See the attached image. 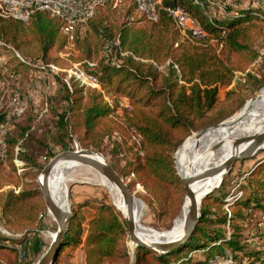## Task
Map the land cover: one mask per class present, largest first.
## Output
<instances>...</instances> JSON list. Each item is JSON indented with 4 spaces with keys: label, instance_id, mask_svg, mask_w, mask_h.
Segmentation results:
<instances>
[{
    "label": "trees",
    "instance_id": "1",
    "mask_svg": "<svg viewBox=\"0 0 264 264\" xmlns=\"http://www.w3.org/2000/svg\"><path fill=\"white\" fill-rule=\"evenodd\" d=\"M254 1L259 2L162 0L155 23L143 18L122 23L112 16V3L107 2L89 20L86 35L76 38L72 53L67 49L62 22L48 12L35 13L28 23L0 17V58L7 57L3 52L11 54L7 61L0 60V74H19L23 67L35 68L34 63L44 66L53 61L61 65L62 61L52 57V52L67 51L69 58L77 52L80 61H91L102 52V58L92 62L94 67L83 64L100 89L82 86L75 78L61 85L60 99L66 107L54 123L58 134L56 145L64 150L76 139L86 148L102 151L105 142L113 140L111 159H117L113 167L118 171L121 163L124 177L134 175L132 185L139 184L147 191L143 195L145 203L155 207L159 217H166L169 206L172 211L177 208L180 211L185 196L184 184L176 170V151L187 137L200 130L206 119L215 117L212 123H217L230 116L213 115L222 102V89L233 84L243 89L246 84L242 80L259 82L248 72L259 58L257 43L264 38V7L253 5ZM177 8L198 20L208 36L183 37L167 12ZM115 41L120 45L115 46ZM122 52L127 55L122 56ZM17 54L31 60L33 65L20 60ZM238 73L243 76L240 80ZM236 92L227 91L225 102L232 101ZM122 99L128 104L121 106ZM30 129L20 124L10 129L6 137V161L0 162V179L4 167L17 171L13 163L17 146L24 149L18 155L24 162L23 176L31 180L36 176L28 165L29 162L36 166L29 157L34 139ZM225 182L224 179L204 199L198 226L178 250L157 257L145 248H137L135 264H211L220 257L234 264L242 261L241 255L252 264L264 263V255L246 251L241 229L236 225L238 220L249 221L256 211L264 213V163L257 164L245 179L246 186L242 189H254L249 193L241 190V194L231 196V201L225 194L215 197L223 192ZM5 186L11 183L0 184L5 228L24 235L34 232L47 217L40 192L32 181L6 191ZM72 211L63 247L54 264H60L65 250L69 249L66 253L69 255L80 247L85 252V264H121L129 258L128 228L113 205L103 202L93 207L89 216L82 207H73ZM176 216L173 214L170 220ZM214 225L228 227L230 237L226 231L210 229ZM19 245L17 239L0 233V262L19 264ZM41 249L40 236L34 237V260L43 254ZM30 255L26 250L25 259H30Z\"/></svg>",
    "mask_w": 264,
    "mask_h": 264
},
{
    "label": "rangeland",
    "instance_id": "2",
    "mask_svg": "<svg viewBox=\"0 0 264 264\" xmlns=\"http://www.w3.org/2000/svg\"><path fill=\"white\" fill-rule=\"evenodd\" d=\"M244 4L251 3L250 0H242ZM260 4L264 7V0H259V2L254 1L253 5ZM7 5L6 3H1V6L4 7ZM132 5L130 3H122L119 7L116 9H112V16L115 17V19L119 20L120 22H127V21H136L140 20L142 17H140L134 7H131ZM219 6V12L223 11V8ZM257 51L259 53L258 60L249 67V73L255 76L259 82L253 84V83H246V81L242 80V84H246V87L243 89H237L236 84L232 85L231 87L227 89H222L220 92L221 97V104L218 108V110L213 114L217 115V117H221L223 114H229L230 116L217 122L212 123L215 117L206 119L202 124L199 131L193 133V134H199L203 130H207L210 128H213L217 126L219 123H223L227 121L228 119L232 118L233 116L237 115L239 112L242 111V109L245 107V105L254 99L259 91L260 88L264 87V38L261 39L257 43ZM72 53V51H69ZM69 52H52V57H59L60 61H62L61 65H55L53 61H51L48 65L55 66L58 69H60V72L52 73L50 69L41 70L39 69L41 67L40 63H34L35 68H22L19 72V74H12V72H3L0 74V80L2 78H7L9 80L10 86L8 88H14L18 89L24 99V102L27 106V112L21 120L13 121L11 130L14 126H17L20 124V126L23 127H31L29 130L31 132L32 137L34 138L32 140V143L30 144V155L29 157L34 160V163L36 166H32L29 162L28 165H30V169H33L35 173L34 179H29L23 176L22 172H19L18 170L14 172V170H11L10 168L4 167L2 169V179H0V184H7L11 183V186H5L3 190H8L10 188H14L16 185H23V183H27L29 181H32L34 184V188L37 189L40 192L38 181L40 180L41 173L44 169V167L58 154L62 153L66 150H86V151H93L95 153H99L103 155L105 158V161L112 163L116 160L111 159V154L113 153V140L112 141H106L102 151H97L91 148H86L82 146L76 139L69 144V147L67 149H62L60 146L57 147L56 145V138H57V132L54 128L55 120H57V117L59 114H61L63 111H65V103L60 99L62 95L61 85L62 83L69 82L71 78H73V74L71 71L75 70V67L78 65V63H81L79 68L83 70L86 74H89L84 67L83 64H85L87 61L78 60V54L77 52L71 56L72 58H69ZM4 55L0 58L1 61H7V59L11 58L7 52H3ZM102 52L97 53L95 55L94 59L89 62H95L97 63L101 56ZM17 57L21 60H26L31 62V65H33L32 61L29 59H26L25 57L17 54ZM77 60L78 62H76ZM94 63V64H95ZM43 66V65H42ZM90 67V66H88ZM4 75V76H3ZM13 75V76H12ZM57 75V76H54ZM244 75V74H243ZM56 77V78H55ZM238 80H240V77H243L242 74L238 73ZM41 78V79H40ZM6 90V87H3L0 85V102L1 98L3 97V93ZM236 90L237 94L236 97L230 101L229 103L225 102V94L227 91ZM122 104L121 106H125L128 104L127 100L122 99L120 101ZM8 106V101L5 99L0 103V124L5 121L4 119V111L5 108ZM121 113V111L119 112ZM3 115V116H2ZM34 119V120H33ZM33 120V121H32ZM191 136V135H190ZM189 136V137H190ZM188 138V137H187ZM187 138L184 140V142L187 140ZM183 142V143H184ZM183 145V144H182ZM181 145V146H182ZM180 148V147H179ZM24 150V149H23ZM177 152V151H176ZM52 153L54 156L52 157ZM176 154V153H175ZM174 154V159H175ZM263 161V162H262ZM264 163V152L260 153L256 157L247 160V161H240L236 162L230 173L225 175V185L223 188V192L219 193L218 195H215V197L219 198L222 195H227V199L229 200L231 196H235V194H241L242 191H246L249 193L250 191H253L254 189L246 188L242 189V187L245 185V179L249 176L251 171L257 166L259 163ZM27 163H25L26 165ZM33 164V162H32ZM123 165V164H122ZM176 165V164H175ZM32 166V167H31ZM118 167V172L123 176L122 174V167L121 163ZM22 173V174H20ZM64 177V176H63ZM6 178V179H5ZM126 178V177H125ZM20 179V180H19ZM66 180V187L68 190V200L70 204V208L73 210V207L79 208L82 207V209L85 211V214L89 216L91 214V210L93 207L101 205L103 202H108L111 205H113L110 195L108 191L101 186L94 178V176L91 173V170L87 166H80L78 168H75L71 171H69L65 178ZM135 179L134 175H132L129 178H126V181L129 183V186H131V191L133 194H135V197L140 199L144 204V212L142 216L141 223L143 227L150 231L149 235L153 238L157 237L155 233H158V239L166 240L167 234H169L172 230V227L174 226L176 220L181 219L184 212V201L186 200V195L183 196V204L181 205L180 211L178 212V208L175 210H171L170 206L167 208L168 216H161L159 217V211L155 207H149L145 201L143 200V195H147V191L142 187L141 185H132L133 180ZM19 189H15V192H19ZM42 197V195H41ZM212 199L214 196H212ZM43 199V197H42ZM231 201V200H229ZM264 206V203L262 204ZM114 206V205H113ZM262 206V207H263ZM225 209L227 207L225 206ZM183 211V212H182ZM177 215L174 220H170V217L173 214ZM222 214L221 212H219ZM249 214V212H245V214ZM122 218V217H121ZM123 220V219H122ZM236 225L241 229L242 234V242L246 245V251L248 253H259L261 256L264 255V213L261 214L260 211L254 212L252 216H250L249 221H243L238 220L236 222ZM226 228V229H225ZM222 227L221 225H214L210 227L212 230H223L226 231V236H229V232L231 231L228 227ZM34 232L30 234H26L20 238L21 233H12L11 231L7 230L2 223V217H1V210H0V233L10 237L15 238L18 240L19 244L26 243L27 251L30 252V259H25L23 262L19 259V264H29L31 260H34L33 253V238L37 236H40V241L42 245L41 252L44 254L46 250L50 247L51 239L46 238L45 235L48 233H55L57 231V224L51 218L50 216L46 217V220L41 222V224L33 230ZM128 247H129V258L125 261H123L121 264H135L136 260V249L132 246V243L130 240L128 241ZM66 251V250H65ZM41 253V254H42ZM67 253V252H66ZM42 254V255H43ZM65 253H62V257L60 260V264H71L70 261H72L73 258H76L75 254L72 256V252H70L69 255H64ZM230 255L231 253L228 252ZM39 255V254H38ZM41 255V256H42ZM237 255H240V253H237ZM35 257V260L31 264H35L40 257ZM242 261L237 260L234 264H252L247 258H243L241 255ZM37 258V259H36ZM21 262V263H20ZM232 263V260L225 259V258H217L214 262L211 264H230ZM0 264H6L4 262H0ZM253 264H264V263H253Z\"/></svg>",
    "mask_w": 264,
    "mask_h": 264
},
{
    "label": "bare ground",
    "instance_id": "3",
    "mask_svg": "<svg viewBox=\"0 0 264 264\" xmlns=\"http://www.w3.org/2000/svg\"><path fill=\"white\" fill-rule=\"evenodd\" d=\"M263 131L264 87L259 89L256 97L249 101L237 115L217 127L207 129L199 134H192L188 137L175 154L176 170L180 176L185 178L196 176L207 169L217 167L237 152L238 147L234 145L236 139L252 136ZM245 147H247V144L240 146V151H243ZM87 154L95 159L105 161V158L99 153L87 152ZM80 166L82 165L77 162L60 161L51 174L50 189L52 196L55 202L65 210H69L70 208L68 190L65 184L66 180L64 179L65 175ZM88 168L91 170L95 180L108 191L114 207L120 212L125 221L128 217V211L120 190L97 171L90 167ZM224 176L225 172L214 178L201 180L194 184L192 187L198 200L200 201L209 191H215L220 187ZM184 204L183 216L181 219L176 220L171 232L167 234L168 239H174L183 233L184 217L188 210L187 199L184 201ZM143 212L144 204L136 197L135 221L138 235L148 242L158 240V233H155L157 237L153 238L149 235L150 231L143 227L141 223ZM55 233H48L45 237L52 240ZM132 246L135 248L133 244Z\"/></svg>",
    "mask_w": 264,
    "mask_h": 264
},
{
    "label": "built area",
    "instance_id": "4",
    "mask_svg": "<svg viewBox=\"0 0 264 264\" xmlns=\"http://www.w3.org/2000/svg\"><path fill=\"white\" fill-rule=\"evenodd\" d=\"M107 2L112 3L113 9H116L122 3H130L134 6L136 13L150 23H155L159 20L162 5V0H0V17L13 18L28 23L35 13L48 12L52 17L62 22V32L68 41L67 49L73 51L76 38H83L86 35L89 20L94 16L97 8L104 6ZM1 3H6L7 5L2 7ZM167 12L183 37L201 39L208 36L201 23L183 9H167ZM114 45L119 46L120 42L115 41ZM121 55L124 56L127 53L122 52ZM21 60L24 61L23 59ZM85 64L90 67L95 66L94 63L89 61ZM79 66L80 64L75 67L74 71H71L73 78L82 86L100 89L96 78L86 74ZM48 68L52 73L60 72V69L51 65L47 67L44 65L39 69L44 71ZM0 85L6 87L0 103L5 99L8 101V106L4 111L5 121L0 124V162H5L7 153L6 137L11 129L12 122L26 114L27 106L18 89L8 88L10 84L7 78H2ZM22 151L23 149L20 146L15 148L13 163L19 172L24 173V162L18 158L19 153ZM22 236L23 234L20 235V238ZM26 248V243L18 246L21 262L25 260Z\"/></svg>",
    "mask_w": 264,
    "mask_h": 264
},
{
    "label": "water",
    "instance_id": "5",
    "mask_svg": "<svg viewBox=\"0 0 264 264\" xmlns=\"http://www.w3.org/2000/svg\"><path fill=\"white\" fill-rule=\"evenodd\" d=\"M223 123H219L217 126ZM204 131L206 130H203L200 133ZM244 144H247V147H245L243 151H240V146ZM234 145L238 147L237 152L234 155H231L228 159H226L221 165L207 169L203 173H200L196 176L183 178L178 174L184 184V191L186 199L188 200V210L184 217L183 233L181 235H178L174 239H158L152 242H148L138 235L137 224L135 221V194L132 193L129 183L126 181V178L122 176L113 167V165H111L107 161L95 159L91 157V155L87 154V152L94 153L93 151L79 149L66 150L56 155L44 167L38 184L40 188V194L43 197V201L47 209V215L51 216L57 224V231L51 241L50 247L35 264L55 263V260L63 247L65 237L67 235L69 225L73 217V211L71 208H69V210H65L55 202L50 189L51 174L60 161L77 162L82 166L90 167L105 178H107L109 182L114 184L120 190L123 199L127 205L128 217L127 219H125V223L128 228L130 242L135 246V248H145L150 252L154 253L157 257H163L165 255L172 254L174 251L178 250L180 246L183 245L193 234L202 217L201 206L203 204V201L209 194L213 192L209 191L199 201L192 186L198 181L205 180L208 178H214L215 176L220 175L223 172H225L226 175L230 173L233 165L236 162L250 160L259 155L260 153L264 152V131L252 136L238 138L234 141ZM223 180L221 181V183L223 182Z\"/></svg>",
    "mask_w": 264,
    "mask_h": 264
},
{
    "label": "crops",
    "instance_id": "6",
    "mask_svg": "<svg viewBox=\"0 0 264 264\" xmlns=\"http://www.w3.org/2000/svg\"><path fill=\"white\" fill-rule=\"evenodd\" d=\"M68 250L64 251L65 256H66V252H68ZM73 254H75L76 258H73L72 261H70L71 264H85V252H84L82 247L73 251L72 256H73Z\"/></svg>",
    "mask_w": 264,
    "mask_h": 264
}]
</instances>
